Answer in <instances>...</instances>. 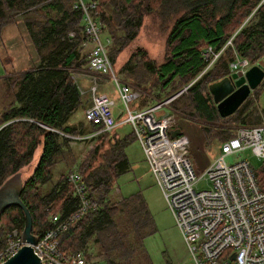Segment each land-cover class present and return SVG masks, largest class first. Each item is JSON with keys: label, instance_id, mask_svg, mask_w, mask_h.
<instances>
[{"label": "trees", "instance_id": "1", "mask_svg": "<svg viewBox=\"0 0 264 264\" xmlns=\"http://www.w3.org/2000/svg\"><path fill=\"white\" fill-rule=\"evenodd\" d=\"M94 1L97 2L100 32H106L112 43L108 55L113 64L112 54L135 37L144 14L158 13L163 19L172 21L162 63L153 65L143 52L134 54L129 61L138 65L141 61L148 70L155 71L162 90L172 86L165 98L190 84L185 90L189 100L179 110L173 105L175 98L170 103L171 110L193 119V111L189 112V108L195 107L194 117L214 125L204 127L205 133L212 138L218 129H223L221 134L224 133V125L217 127V120L221 118L208 85L229 75L228 64L234 54L247 59L251 66L264 67V0ZM250 15L252 21L243 24ZM81 17V11L72 8V0H0V28L19 19L38 56L36 66L7 74L1 82L5 89L1 99L8 100L0 106V187L32 160L40 145L37 164L31 175L22 181L19 194L30 213L34 237L39 238L50 227L53 214L65 216L76 208L72 187L65 180L68 172L76 171L82 176L88 197L96 208L69 226L61 237L60 250L81 251L87 260L100 264H132L137 245L153 230L150 229L151 218L138 193L119 200H111L109 194L116 177L128 170L124 149L130 139L135 138L132 132L129 136L118 137L115 133L118 127L100 137L89 136L99 126L83 120L89 99H83L71 78L72 73L86 66L91 47L82 30ZM114 29L121 31V36L116 35ZM230 38L231 44L223 49L214 65L200 75L206 65L202 56L204 48L210 46L218 51ZM114 43L119 48L115 49ZM119 72L126 76L128 81L123 79L124 82L134 80L138 84L140 76L133 67H122ZM256 88L253 97L257 94ZM142 95L140 108L147 106L148 101L161 99L148 92ZM79 113H82V123L74 126L71 120ZM229 118L224 120L228 122ZM38 124L62 133L89 137L71 141ZM236 129L226 130L220 143L232 137ZM112 133L116 136L103 138ZM70 142L95 143L79 157L82 152L70 146ZM58 164H61L58 178L52 183L53 167ZM23 226L20 208L1 209L0 248L6 245L7 234L12 229L20 233ZM143 228L150 231L142 233ZM128 238L136 244L135 253L126 250ZM140 262L141 259L138 264Z\"/></svg>", "mask_w": 264, "mask_h": 264}, {"label": "built area", "instance_id": "2", "mask_svg": "<svg viewBox=\"0 0 264 264\" xmlns=\"http://www.w3.org/2000/svg\"><path fill=\"white\" fill-rule=\"evenodd\" d=\"M72 8L81 11L82 30L91 46L85 66L87 73H83L88 81L87 88H81L74 73L71 74L79 94L89 97L83 120L99 126L89 136L111 132L124 124L130 126L149 172L173 216L191 264H264V169L254 168L243 156L249 151L264 161V123L237 128L232 137L220 143L217 156L197 175L189 157L187 136L182 132L174 137L169 135V131L176 128V116L170 103L190 84L151 105L131 108L129 103L140 97V93L116 74L108 55L111 40L107 38L105 43L101 38L97 2L72 0ZM230 44L231 38L218 51L210 46L204 48L202 56L206 65L200 75L214 65ZM250 66L247 59L234 54L228 64L229 75L244 74ZM108 81L113 83L122 105L117 117L113 113L114 100L103 92ZM45 128L71 141L89 137ZM231 156L241 158L227 164L225 160ZM65 180L72 187L76 208L65 216L53 214L50 227L31 247L41 258L40 264H100L87 260L81 251L60 250L61 237L69 226L96 208L78 172H68ZM201 181L206 183L205 188H197ZM23 244L20 233L12 229L7 234L6 245L0 248V264Z\"/></svg>", "mask_w": 264, "mask_h": 264}, {"label": "rangeland", "instance_id": "3", "mask_svg": "<svg viewBox=\"0 0 264 264\" xmlns=\"http://www.w3.org/2000/svg\"><path fill=\"white\" fill-rule=\"evenodd\" d=\"M170 21V19H163L162 15H159L158 13L144 14L142 24L135 37L126 46L112 54V56H114V59H112L114 61V68L116 72H119V69L122 67H125V69L133 67V71H136V75L140 76L138 84H136L134 80H132V82H128L140 93V97L129 103L131 108H140L139 106L143 97V92H148L153 97L158 95L159 98H163L167 92L172 91V86L162 90L160 88L161 83L159 82L157 73L155 71L148 70L141 64V61H139V65L129 61L134 54L143 52L153 65L156 66L162 63L163 56L166 51L165 42L167 34L169 32V27L172 24V21ZM251 21L252 18L250 15L244 20L243 24H247ZM20 23V20L16 19L14 22L5 24L2 27L3 40L0 41V43H2V45L0 44V106L2 102H6L8 100V98L4 100L1 99L5 92V89L1 84L2 79L6 76V74H14L30 68V61L28 62V60L29 56H32V48L29 45L26 35L21 29ZM114 30H116V35L121 36V31L117 29ZM101 38L106 43V39L109 37L106 32H102ZM114 44V48L117 49L118 45L116 43ZM35 56H37L36 53ZM80 71V73H74L73 75L77 78V82L83 86L82 88H86L87 81H81V78H84L83 73H87L86 67ZM118 74L120 79L127 80L126 76L122 72H119ZM103 92L114 100L115 107H113V113L114 116L117 117L122 110V105L111 81L106 82L103 87ZM256 92V96L253 97L254 91H250L248 97L238 107L239 109L237 108L230 116L224 118L219 116L221 120H217V127L219 128V126L224 125V130L226 131L243 126L263 124L264 115H262V112L264 111V78L257 86ZM84 98L86 100L89 99L88 94H85L83 99ZM188 100L189 95L186 93L181 96L178 95L173 102V105L180 110ZM147 104L151 105L152 103L151 101H148L145 105ZM192 111L193 119L189 118L187 114L182 112H174L176 113V128L179 127L182 130V133L188 138L190 158L192 159L195 173L199 175L205 169L206 165L210 164V162L219 153L220 138L226 133L224 131V133L221 134V130L223 129H218V132L216 135L214 134L212 138V135L205 133L203 128H212L214 125H209L203 120L194 117V113H196L195 107L189 108V112ZM189 115L191 116L192 114ZM228 117L230 118L227 122L224 119H227ZM73 122H75L74 126H78L82 123V113L76 114L74 119L71 120V123ZM131 131L130 126L124 124L118 127L115 130V133L118 137H126L131 135ZM103 133L104 132L98 133L94 136L95 138L100 137ZM114 135L115 134L113 133L110 135H103V138L107 140V138H111V136ZM94 143L95 142H70L69 144L72 147H77L78 151L82 152L79 157H83L90 150V148H92ZM72 150H74V152L77 151L75 148H72ZM124 152L126 154L129 167L126 172L116 177L109 194L110 199L119 200L123 197H128L138 193L146 206L149 217L151 218L152 228L150 229H153L152 231H150V229H141L142 233L148 231L151 233H146V236L142 238L141 244L137 245L138 250H136V253V244L130 242L128 238L129 244H126V250L131 254L135 253L132 257V264H138L140 259V264H146V262L147 264H191L189 254L182 241L180 232L175 225L171 212L167 208L162 193L156 186L154 179L149 172L140 145L135 139H130L124 149ZM39 153L40 145H38L32 160L27 165L23 166L18 172V178L21 183L31 175L37 164ZM243 156L248 159L249 163L254 168L260 169L262 167L264 169V161L252 156L249 151H246ZM240 158L241 156L236 157L237 160ZM236 159L231 156L226 158L225 162L227 164H232ZM60 165L61 164H58L53 167L52 183L58 178L57 173L60 169ZM206 186L207 185L204 181L197 184V188H205ZM93 254H95L94 250ZM141 256L145 258L146 262Z\"/></svg>", "mask_w": 264, "mask_h": 264}, {"label": "water", "instance_id": "4", "mask_svg": "<svg viewBox=\"0 0 264 264\" xmlns=\"http://www.w3.org/2000/svg\"><path fill=\"white\" fill-rule=\"evenodd\" d=\"M264 78V67L250 66L244 74L231 73L218 81L208 85V92L221 118L230 116L248 97L250 91L255 89ZM182 131L177 127L169 131L170 137L179 135ZM16 173L2 187H0V210L9 206H17L23 212L24 226L20 232L23 245L15 254L2 264H40L41 258L34 253L32 244L36 238L31 233L32 219L30 213L19 198L22 183ZM233 259V257H232Z\"/></svg>", "mask_w": 264, "mask_h": 264}, {"label": "crops", "instance_id": "5", "mask_svg": "<svg viewBox=\"0 0 264 264\" xmlns=\"http://www.w3.org/2000/svg\"><path fill=\"white\" fill-rule=\"evenodd\" d=\"M21 24V23H20ZM4 26V25H3ZM3 26H1V28H0V41H2L3 40V38H2V35H3V33H2V27ZM21 29H22V31L24 32V34L26 35V37H27V40H28V42H29V45H30V47L32 48V56H29V60H28V62L30 61V66L29 67H32V66H36V64L38 63V56H35V53H36V51H35V49L33 48V46H32V44H31V42H30V40H29V38H28V35H27V33H26V31H25V29H24V27H23V25L21 24ZM20 30V29H19ZM1 45H2V43H0ZM31 48H30V50H31ZM7 55H8V53H7ZM37 55V54H36ZM36 57V58H35ZM35 60V61H34ZM81 72V71H80ZM80 72H74V73H80ZM7 75V74H6ZM86 79L85 78H81V81L82 82H86L85 81ZM78 83V82H77ZM79 84V83H78ZM80 85V84H79ZM87 86H88V81H87ZM80 87L82 88L83 86L82 85H80ZM87 88V87H86ZM86 88H83V89H86ZM164 98V97H163ZM162 99V98H161ZM177 125V124H176ZM120 127V126H119Z\"/></svg>", "mask_w": 264, "mask_h": 264}, {"label": "flooded vegetation", "instance_id": "6", "mask_svg": "<svg viewBox=\"0 0 264 264\" xmlns=\"http://www.w3.org/2000/svg\"><path fill=\"white\" fill-rule=\"evenodd\" d=\"M244 102V101H243ZM215 106V105H214Z\"/></svg>", "mask_w": 264, "mask_h": 264}]
</instances>
